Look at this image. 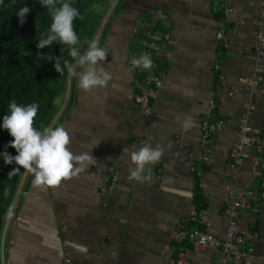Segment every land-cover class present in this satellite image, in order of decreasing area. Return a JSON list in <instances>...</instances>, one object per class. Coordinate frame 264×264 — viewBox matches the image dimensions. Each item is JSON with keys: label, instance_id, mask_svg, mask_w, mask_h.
Wrapping results in <instances>:
<instances>
[{"label": "crops", "instance_id": "0c3cea01", "mask_svg": "<svg viewBox=\"0 0 264 264\" xmlns=\"http://www.w3.org/2000/svg\"><path fill=\"white\" fill-rule=\"evenodd\" d=\"M259 10V0H110L94 33L77 45L81 54L93 40L108 49L100 66L110 81L84 92L78 78L67 74L47 125L63 126L70 150L88 152L96 162L54 188L35 186L33 174L20 168L17 190L1 220L0 264H64L62 240L70 264H169L179 250L186 252V264H212L221 256L218 249L194 250L171 236L187 221L188 227L222 239L223 207L232 189L254 193L238 224L256 233L251 264H264V199L259 196L264 177L250 159L236 173L228 169L247 100L240 79L254 67ZM148 28L170 34L169 56L160 48L147 52L142 40ZM143 54L163 73L147 121L134 101L145 69L131 63ZM232 86L233 94L226 96ZM220 96L223 101L211 109L209 100ZM253 101L249 125L264 135V95ZM189 117L194 123L185 130ZM206 118H221L224 127L213 133L203 160L200 124ZM145 144L164 151L158 163L146 166L150 179L138 183L130 178L135 167L130 157L134 147ZM107 167L119 171L109 195L101 192L111 173Z\"/></svg>", "mask_w": 264, "mask_h": 264}, {"label": "clouds", "instance_id": "9594fccd", "mask_svg": "<svg viewBox=\"0 0 264 264\" xmlns=\"http://www.w3.org/2000/svg\"><path fill=\"white\" fill-rule=\"evenodd\" d=\"M3 2L4 0H0V4ZM39 3L48 11L52 22L48 31L37 40V49H44L53 43L67 46L68 55L75 64L69 60H64L61 64L59 56L54 58L53 55L37 53V58L54 61L55 71L60 75L66 70L69 76L78 78V87L84 92L107 86L111 77L100 65L106 60L108 49L93 40L89 43L88 50L81 54L77 46L79 37L74 29V21L80 17V12L73 6L72 0H39ZM30 11L25 6L16 13L21 25L25 23V17ZM131 63L134 67L149 69L152 60L148 54H143L139 58H133ZM77 67L83 71L78 72ZM8 107L9 114L3 116L0 126L13 138L9 146L16 150L17 155L13 156L7 151L0 155L6 165L15 163L18 166L9 172V177L23 168L33 174L35 186L54 188L95 164L96 160L90 153L75 155L70 150L71 137L63 126L45 127L43 130L34 126L39 109L36 103L25 106L18 105L13 100ZM193 123L189 117L183 123L184 129H189ZM163 151L160 146L152 147L147 144L133 151L130 158L135 167L130 178L138 183L149 180L150 177L145 175L146 166L158 163Z\"/></svg>", "mask_w": 264, "mask_h": 264}, {"label": "built area", "instance_id": "2783aa9c", "mask_svg": "<svg viewBox=\"0 0 264 264\" xmlns=\"http://www.w3.org/2000/svg\"><path fill=\"white\" fill-rule=\"evenodd\" d=\"M260 10L257 20L256 48L254 52V67L251 73L240 79V88L247 95V100L243 105V113L238 125L237 139L230 150L231 161L228 163L230 172L236 173L237 167L245 159H250L252 169L264 177V135L259 130L253 129L249 125V117L255 110L253 97L255 95H264V0H259ZM227 5H222L221 8ZM239 23H242L240 21ZM142 40L145 49L148 51H159L165 56L170 54V46L174 41L170 34L159 32L150 28L143 33ZM162 71L153 68V62L149 69H145L144 82L140 92L134 96L135 103L139 106L142 117L145 121L153 114V100L156 97L158 89L162 85ZM222 79V76H219ZM234 92V86L226 92V96H231ZM223 97L211 98L209 107L216 108L218 100ZM224 127V120L221 118H206L200 124V140L203 146V160L208 159L210 152L211 137L213 133L220 131ZM134 147V149H139ZM111 170L107 184L102 188V193L109 195L113 192L119 171L114 167H107ZM254 196L253 191H237L232 189L227 203L223 207V214L227 219V226L224 237L218 238L209 235L198 228H191L186 225L187 221L180 222L177 232L171 236L177 241H185L194 250H202L207 247H213L220 251L221 256L212 264H251V255L255 249L256 233L250 229H241L238 224V217L242 210L250 209V199ZM259 196L264 199V179L261 181V191ZM62 250L64 264H70L71 259L68 248L62 240ZM186 252L179 250L177 257L172 259L169 264H186Z\"/></svg>", "mask_w": 264, "mask_h": 264}, {"label": "trees", "instance_id": "16d2710c", "mask_svg": "<svg viewBox=\"0 0 264 264\" xmlns=\"http://www.w3.org/2000/svg\"><path fill=\"white\" fill-rule=\"evenodd\" d=\"M110 0H72L73 6L80 12L74 21V29L79 40L85 35L91 36L102 17L100 4L106 8ZM29 7L30 12L21 25L16 15L22 7ZM52 20L39 0H4L0 4V125L3 116L9 114V104L16 101L18 105L36 103L39 106L34 126L38 130L47 127L57 108L67 71L60 75L55 71L54 61L37 58L42 55L59 56L61 64L64 60L72 61L67 46L53 43L44 49H37L40 36L46 33ZM37 29V31H36ZM161 32H165L164 30ZM61 47V50H60ZM13 138L0 126V153L7 151L15 156L17 152L10 147ZM18 167L15 163L5 164L0 155V228L3 215L9 208L19 182V174L9 177V172Z\"/></svg>", "mask_w": 264, "mask_h": 264}, {"label": "rangeland", "instance_id": "374dc122", "mask_svg": "<svg viewBox=\"0 0 264 264\" xmlns=\"http://www.w3.org/2000/svg\"><path fill=\"white\" fill-rule=\"evenodd\" d=\"M94 8H95L97 11H99V9H100V14L105 13V8H102V6H101L100 4H96V5H94Z\"/></svg>", "mask_w": 264, "mask_h": 264}]
</instances>
